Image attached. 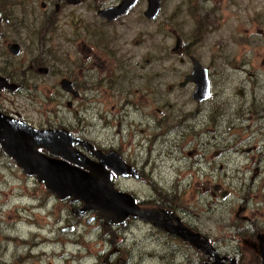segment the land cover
Masks as SVG:
<instances>
[{"label": "rangeland", "instance_id": "374dc122", "mask_svg": "<svg viewBox=\"0 0 264 264\" xmlns=\"http://www.w3.org/2000/svg\"><path fill=\"white\" fill-rule=\"evenodd\" d=\"M143 2L126 19L124 71L129 89L180 91L177 98L173 93L169 99L186 101L193 85L178 88V83L190 71L188 57H195L206 68L210 84L211 96L200 104L195 118L213 130L206 134L210 148L207 144L202 152L194 145L193 155L179 160L159 157L155 143L148 152L151 139H157L148 134L155 130L127 125L125 110L108 97L96 111L81 113L61 107L58 113H50L24 98L1 95L0 111L36 128L71 126L82 120L91 139L104 148H120L124 157L129 151L126 142H137L138 157L147 160L145 180H121L120 189L130 191L137 201H150L141 207L152 209L157 220L165 214L152 202L164 199L170 207L163 211L197 230L225 263L229 258L238 262L245 252H238L240 237L233 224L243 227V216L264 227V0H160L156 22L135 24L145 8ZM199 25L203 32L196 33ZM175 40L179 44L172 52ZM92 68L89 75L95 73ZM114 75L121 78L124 72L115 70ZM100 91L92 92L97 98ZM194 106L188 102L183 111H193ZM128 112V119L137 122L139 114ZM193 159L196 165L190 166ZM215 182L220 188L213 189ZM223 191L224 198L220 197ZM76 206L80 204L57 199L0 149V264L213 261L149 219L128 218L124 225H103L96 211L82 217L72 214ZM68 225L73 229L63 231ZM245 257L251 259L249 254Z\"/></svg>", "mask_w": 264, "mask_h": 264}, {"label": "flooded vegetation", "instance_id": "af4514ba", "mask_svg": "<svg viewBox=\"0 0 264 264\" xmlns=\"http://www.w3.org/2000/svg\"><path fill=\"white\" fill-rule=\"evenodd\" d=\"M121 1L0 0V78L7 85L6 88L0 89V96L24 98L28 100L29 105L39 104L48 108L50 113H58L61 107L67 110L75 108L76 112L81 113L96 111L98 106L105 105V99L108 97L113 104H119L125 110L127 125L146 128L151 126L155 130L154 133L148 134L152 137L157 136V139H151L147 148L148 152L153 150L154 143L160 148L158 156L162 155L170 160H179L183 157L189 159L195 152L194 145L201 147L202 152L206 151L207 144L209 148L211 147L210 142L206 140V134L213 130L204 126L202 122L196 121L195 118L199 113L197 109L200 104L208 101L210 97L197 103L191 99V92L188 93L186 101H176L169 97L174 93L173 98H177L180 91L166 90L162 93L156 89H129V81L124 71L126 19L143 1L138 0L127 12L125 10L111 20L100 15V12L118 6ZM143 3L146 7L145 0ZM144 10L137 14L138 19L134 21L135 24L140 22L152 24L157 21L159 12L154 19L148 20L143 15ZM155 29H157L156 26H154ZM12 51L16 54L13 55ZM120 60H123V64H120L122 62ZM92 67L95 68V73L89 75L88 72L93 69ZM115 70L123 71L124 76L115 78ZM92 80L93 83H91ZM115 85L118 86L117 89H114ZM93 90L102 91L96 93L98 95L96 98ZM37 98H41V101L39 102ZM188 102L195 105L193 111H183ZM129 110L139 114L137 122L128 119ZM45 128H62L68 131L70 136L82 140L73 144L72 147L91 163L98 162L93 152L104 155L113 151L118 155L126 166V176L111 172V182L116 190L124 191L120 189L121 180H145L144 169L147 160H141L138 157L137 142H132L131 139L126 142L129 151H126V157H124L120 154V148H104L91 139L87 135L86 125L82 120H77L71 126L47 125ZM129 136L128 134V138ZM174 151L177 153L172 156ZM190 163V166L196 165L194 159ZM218 171H221V165L218 166ZM212 187L220 188L219 182H215ZM125 192L133 197L138 208L148 210L151 218L149 220L166 233H170L166 229L172 228L176 221L191 232L199 233L184 222L182 223L177 217L168 215L167 210L163 211L162 209L170 207L164 199L152 202V206L165 214L164 218L157 220L158 214H155L152 209L141 207V204H145L146 201H137L130 191ZM224 194H226L225 191L220 197L224 198ZM149 202L147 201L146 204ZM238 212L239 209L235 216H238ZM128 218L148 219L134 215L112 225H124ZM241 219L244 220L243 227L240 224H233V226L230 224L240 237L238 252L241 254L245 252L240 264H264L258 253V245L264 246V227L257 225L252 218L242 216ZM103 225L106 224L103 223ZM248 254L251 259L245 257Z\"/></svg>", "mask_w": 264, "mask_h": 264}, {"label": "water", "instance_id": "95a60500", "mask_svg": "<svg viewBox=\"0 0 264 264\" xmlns=\"http://www.w3.org/2000/svg\"><path fill=\"white\" fill-rule=\"evenodd\" d=\"M137 1L122 0L118 6L104 10L100 15L111 20L125 10L127 12ZM145 2L144 17L148 20L154 19L159 12L160 0ZM178 44L179 40H176L172 52L177 50ZM12 54L15 55L16 52L12 51ZM189 61L190 71L183 75L178 87L184 88L187 84H192L191 99L197 103L203 102L210 97L207 70L195 57L189 56ZM6 87V83L0 78V89ZM77 142L82 140L70 136L64 129L35 128L0 112L1 151L11 158L24 174L33 176L59 200L70 199L80 202L81 207L72 209L77 216L85 211L94 210L104 219V224L122 222L126 217L134 215L149 219L148 210L138 208L129 193L116 190L112 185V171L126 176V166L118 155L113 151L104 155L93 152L98 162L91 163L72 147ZM88 221L89 218L86 222ZM71 229L72 226L62 228L63 231ZM166 230L189 242L196 249L204 251L213 259L211 264H237L233 258L227 259V263L223 262V258L215 253L205 237L197 232H191L179 221ZM258 253L264 263L263 245H258Z\"/></svg>", "mask_w": 264, "mask_h": 264}, {"label": "trees", "instance_id": "16d2710c", "mask_svg": "<svg viewBox=\"0 0 264 264\" xmlns=\"http://www.w3.org/2000/svg\"><path fill=\"white\" fill-rule=\"evenodd\" d=\"M203 25H199L197 30H196V33L198 32H203V29H202ZM257 261H259V259L257 258ZM244 264V263H243Z\"/></svg>", "mask_w": 264, "mask_h": 264}, {"label": "bare ground", "instance_id": "6f19581e", "mask_svg": "<svg viewBox=\"0 0 264 264\" xmlns=\"http://www.w3.org/2000/svg\"><path fill=\"white\" fill-rule=\"evenodd\" d=\"M210 88V87H209Z\"/></svg>", "mask_w": 264, "mask_h": 264}]
</instances>
